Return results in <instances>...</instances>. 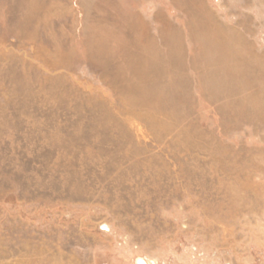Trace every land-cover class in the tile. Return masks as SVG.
<instances>
[{
    "label": "rangeland",
    "instance_id": "374dc122",
    "mask_svg": "<svg viewBox=\"0 0 264 264\" xmlns=\"http://www.w3.org/2000/svg\"><path fill=\"white\" fill-rule=\"evenodd\" d=\"M138 257L264 264V0H0V264Z\"/></svg>",
    "mask_w": 264,
    "mask_h": 264
},
{
    "label": "water",
    "instance_id": "95a60500",
    "mask_svg": "<svg viewBox=\"0 0 264 264\" xmlns=\"http://www.w3.org/2000/svg\"><path fill=\"white\" fill-rule=\"evenodd\" d=\"M137 264H147V261L144 257H138Z\"/></svg>",
    "mask_w": 264,
    "mask_h": 264
},
{
    "label": "crops",
    "instance_id": "0c3cea01",
    "mask_svg": "<svg viewBox=\"0 0 264 264\" xmlns=\"http://www.w3.org/2000/svg\"><path fill=\"white\" fill-rule=\"evenodd\" d=\"M225 38H228V37H225ZM224 38H222V40H223ZM224 40H226L227 42H229L230 40H228V39H224ZM222 50H223V48H222ZM224 56L226 57V56H229V54L226 52V53H224Z\"/></svg>",
    "mask_w": 264,
    "mask_h": 264
},
{
    "label": "bare ground",
    "instance_id": "6f19581e",
    "mask_svg": "<svg viewBox=\"0 0 264 264\" xmlns=\"http://www.w3.org/2000/svg\"><path fill=\"white\" fill-rule=\"evenodd\" d=\"M221 49H222V47H221ZM224 49V48H223ZM225 53V52H224ZM148 264V263H147Z\"/></svg>",
    "mask_w": 264,
    "mask_h": 264
}]
</instances>
